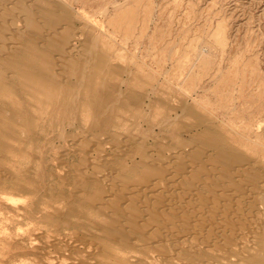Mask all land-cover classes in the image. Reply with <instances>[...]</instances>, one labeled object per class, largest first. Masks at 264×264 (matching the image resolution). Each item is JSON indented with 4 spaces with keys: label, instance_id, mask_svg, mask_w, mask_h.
<instances>
[{
    "label": "rangeland",
    "instance_id": "obj_1",
    "mask_svg": "<svg viewBox=\"0 0 264 264\" xmlns=\"http://www.w3.org/2000/svg\"><path fill=\"white\" fill-rule=\"evenodd\" d=\"M0 1L21 11L15 0ZM25 7L36 28L20 23L37 45L0 58V264H261L262 252L264 264L256 209L264 186V0H33ZM48 23L50 42L42 38ZM67 43L73 59L59 55ZM214 150L218 161L205 156ZM192 159L221 183L206 187L204 173L189 176L182 167ZM220 163L240 186L223 179ZM144 171L161 176L145 179ZM172 171L181 172L176 182ZM217 188L228 199L220 194L214 206L225 202L227 218L204 205ZM196 213L210 224L227 219L229 228H189Z\"/></svg>",
    "mask_w": 264,
    "mask_h": 264
},
{
    "label": "bare ground",
    "instance_id": "obj_2",
    "mask_svg": "<svg viewBox=\"0 0 264 264\" xmlns=\"http://www.w3.org/2000/svg\"><path fill=\"white\" fill-rule=\"evenodd\" d=\"M10 1V0H9ZM27 1V0H26ZM30 1V0H29ZM32 2H33V0H31ZM1 3H0V58L1 59H5V60H11V59H13L14 60V58H18V54H17V52H18V50H22V46H25V47H27V49H33V48H35L36 47V45H37V40H36V38L34 37V35L33 34H31V33H29L28 31H27V29L26 28H23L21 25H23L22 23H20V22H26V23H28V25L30 26V28H32V27H35V26H33V24H35V22L34 21H32V19L28 16V14L26 13L27 11L25 10L26 9V7L25 6H27L28 4H32V2L31 3H29L28 1V4L26 5L25 4V6H24V1H21V0H15L14 2H15V5L17 6V9L18 10H21L18 14H21V16H19L17 13H16V11H15V9L13 10L15 13H16V15H18V16H16V15H14L15 13L13 12V14L12 13H10L9 12V9L7 8V5H5V4H2V3H4V2H2V1H0ZM6 2V1H5ZM26 2V3H27ZM9 5V4H8ZM30 7V6H29ZM30 9H32V8H30ZM11 11V10H10ZM30 11V10H29ZM12 12V11H11ZM29 14H30V12H28ZM74 16V15H73ZM48 19V18H47ZM48 21V20H47ZM34 22V23H33ZM51 23V22H50ZM39 24V23H38ZM49 24V23H48ZM26 25V24H25ZM28 25H26V26H28ZM53 25H55V24H53ZM45 26H47L46 24H45ZM44 26V27H45ZM49 26H50V24H49ZM29 28V27H28ZM29 28V29H30ZM36 28V27H35ZM41 28H43V27H41ZM49 28V27H48ZM2 29H3V31H2ZM44 29V28H43ZM33 30H36V29H34L33 28ZM41 30V29H40ZM53 28L50 26V29H48L42 36V38L46 41V42H50V41H53V37H54V32H53ZM74 32V31H73ZM39 33H43V32H41V31H39ZM72 35H75V34H72ZM78 35V34H77ZM79 36H81L80 34H79ZM68 38V37H67ZM66 38V39H67ZM69 38H71V37H69ZM79 39L81 38V37H78ZM77 38V39H78ZM55 39V38H54ZM73 39V38H72ZM71 39V40H72ZM39 40V39H38ZM41 40V39H40ZM39 40V41H40ZM70 40V41H71ZM39 41H38V43H39ZM66 41V40H65ZM80 41V40H79ZM76 42V41H75ZM69 43V42H68ZM68 43L67 44H65V47L66 46H68L67 48H65V49H63V48H61L60 49V51H59V55H60V57L61 58H71V59H73L74 57H72V49H73V45H72V43H71V45H70V47H69V45H68ZM39 45H40V43H39ZM64 45V44H63ZM61 46V45H60ZM63 47V46H62ZM77 47V46H76ZM96 49V48H95ZM76 50V49H75ZM24 51V50H23ZM77 51V50H76ZM75 52V51H74ZM21 53H22V51H21ZM19 54H20V52H19ZM26 54V53H25ZM53 54V53H52ZM24 55V54H23ZM44 55H45V53H44ZM49 55V54H48ZM25 57H27V56H25ZM30 57H31V55H30ZM24 58V57H23ZM27 58H29V56L27 57ZM25 60H26V58H24ZM71 59H70V61H71ZM90 59V58H89ZM94 59V58H93ZM16 60V59H15ZM68 61V60H67ZM66 61V62H67ZM69 61V62H70ZM88 61V60H87ZM20 62V61H19ZM74 62V61H73ZM76 64V63H75ZM11 66V65H10ZM72 66V65H71ZM48 68V67H47ZM51 68V67H50ZM72 68V67H71ZM2 70V69H1ZM0 70V71H1ZM74 70V69H73ZM4 71V70H3ZM55 72V71H54ZM1 73H2V71H1ZM0 73V74H1ZM82 75V74H81ZM53 76V75H52ZM63 78V77H62ZM60 80V79H59ZM82 84V83H81ZM61 93V92H60ZM175 116V115H174ZM110 121V120H109ZM60 134V133H59ZM194 138V137H193ZM186 142V141H185ZM187 142H189V141H187ZM191 142V141H190ZM196 143V142H195ZM214 146V145H213ZM180 147V146H179ZM183 147H185V144H184V146ZM192 147V146H191ZM186 148V147H185ZM189 150V149H188ZM198 150H199V148H198ZM200 150H201V148H200ZM200 150H199V152H200ZM208 150V149H207ZM207 150H205V151H207ZM184 151V150H183ZM216 150H214V152L213 153H208L207 155H205L209 160H216V161H218V158H219V152L217 153V152H215ZM175 154L177 153V152H174ZM179 153V152H178ZM184 153H186V152H184ZM201 153H202V151H201ZM171 154H172V152H171ZM181 154H182V150H181ZM206 154V153H205ZM189 155V154H188ZM163 156V155H162ZM169 156H173V155H170L169 154ZM87 157V156H86ZM174 157V156H173ZM179 158H180V156H179ZM178 158V159H179ZM191 158V157H190ZM202 158H204V157H202ZM145 159V158H144ZM146 159H149V158H146ZM174 159V158H173ZM172 159V160H173ZM176 159V158H175ZM188 159V158H187ZM86 160V159H85ZM140 160H141V158H140ZM156 160V159H155ZM167 160V159H166ZM183 160V159H182ZM201 160V159H200ZM87 161V160H86ZM150 161H152L151 159H150ZM162 161V160H161ZM178 160H176L175 162H177ZM192 163H191V165L190 164H186V165H183V169H184V171L186 170L187 171V173H188V175L189 176H194L195 177V174H198L199 172V174H202V173H204L203 175H201L202 176V178H201V182L200 183H202L203 185H205L206 187H209L211 184H217V185H219L220 183H221V177L219 176V177H217V176H213V175H211V173L208 171L209 170V168H212V167H208V169H206V166H205V169L198 163V162H194V160L192 159V160H190ZM153 162V161H152ZM151 162V163H152ZM155 162V161H154ZM186 162V161H185ZM189 162V161H188ZM159 163H163V162H159ZM183 163V162H182ZM239 163V162H238ZM165 164H167V163H165ZM170 164V163H169ZM204 164V163H203ZM231 164V163H230ZM234 164V163H233ZM235 164H236V162H235ZM181 165V164H180ZM190 165V166H189ZM205 165V164H204ZM207 165H209V164H207ZM213 165V164H212ZM211 165V166H212ZM106 166V165H105ZM161 166V165H160ZM163 166V165H162ZM161 166V167H162ZM174 166H175V164H174ZM189 166V167H188ZM214 166V165H213ZM228 166V165H227ZM181 167V166H180ZM229 167L230 166H228V167H226V165L224 164V163H220L219 165H218V170H220V171H218L219 173H220V175H221V173H223L224 171H226V170H224L225 168H228L229 169ZM232 167H235V166H233L232 165ZM239 167H240V165H239ZM166 168V167H165ZM235 168H237V167H235ZM242 168V167H241ZM244 168V167H243ZM242 168V169H243ZM160 169V168H159ZM164 169V168H163ZM215 169V168H214ZM214 169H213V171H214ZM240 169V168H239ZM238 169V170H239ZM87 170H88V168H87ZM94 170V169H93ZM92 170V171H93ZM109 170V169H108ZM156 170H157V168H156ZM165 170V169H164ZM164 170H163V173H165L164 172ZM181 170V169H180ZM223 170V171H222ZM234 170V169H233ZM238 170H237V172H238ZM244 170V169H243ZM242 170V171H243ZM85 171H86V169H85ZM158 171V170H157ZM157 171H144V172H142L143 173V175L145 176V179H146V176H148V174H150L149 176L150 177H153V176H151V174H157V175H159L158 174V172ZM162 171V170H161ZM177 171V170H176ZM176 171H172V177H173V180H175V182H176V180H177V178L178 177H180L181 176V174H179V173H181V172H179V173H177ZM246 171V170H245ZM94 172V171H93ZM96 172V171H95ZM183 172V171H182ZM202 172V173H201ZM212 172V171H211ZM235 172V171H234ZM252 172V171H251ZM98 173V172H97ZM215 173V172H214ZM214 173H212V174H214ZM216 173H217V171H216ZM255 173V172H254ZM262 173V172H261ZM80 174H82V173H80ZM90 174H91V172H90ZM161 174V173H160ZM224 174V173H223ZM222 174V175H223ZM234 174V173H233ZM238 174L239 173H237V176H238ZM255 174H257V173H255ZM87 175V174H86ZM101 175V174H100ZM141 175V174H140ZM142 175V176H143ZM163 176H164V174H162ZM180 175V176H179ZM225 175V174H224ZM82 176V175H81ZM92 176H93V174H92ZM159 176H161V175H159ZM168 176V175H167ZM183 176V175H182ZM200 176V177H201ZM234 176V175H233ZM235 176H236V174H235ZM241 176V175H240ZM150 177H148V178H150ZM185 177H186V175H185ZM185 177H182V179L183 180H185L186 178ZM191 177V178H192ZM239 177V176H238ZM237 177V178H238ZM245 177H247V176H245ZM262 176H260V178H261ZM78 178H80V177H78ZM102 178H103V176H102ZM107 178V177H106ZM260 178H259V180H260ZM100 179V178H99ZM111 179V178H110ZM156 179V178H155ZM160 179H162L161 177H160ZM165 180H167L166 178H164ZM195 179H196V177H195ZM197 179H199V178H197ZM223 179L225 180H227V181H229V182H231V185H233L232 186V188H236L237 186H240V185H237L236 184V182L235 181H233V177H231V175H230V177H229V175H227V178H226V175H225V177H223ZM262 179V178H261ZM264 179V178H263ZM81 180V179H80ZM140 180V179H139ZM138 180V181H139ZM168 180H169V176H168ZM172 180V181H173ZM188 180V179H187ZM190 180V179H189ZM248 180V179H247ZM252 180V179H251ZM254 180H256V179H254ZM258 180V179H257ZM100 181V180H99ZM141 181V180H140ZM149 181H150V179H149ZM158 181V180H157ZM156 181V182H157ZM181 181V180H180ZM194 181L195 180H193L192 182L194 183ZM236 181H238V180H236ZM262 181V180H261ZM143 182V180L141 181V183ZM145 182V181H144ZM143 182V183H144ZM163 182V181H162ZM170 182H171V180H170ZM170 182H168V183H170ZM174 182V181H173ZM174 182V183H175ZM189 182V181H188ZM197 182H199L198 180H197ZM260 182V181H259ZM104 183V182H103ZM107 183V182H106ZM150 183H152V181H150ZM149 183V184H150ZM158 183H160L159 181H158ZM172 183V182H171ZM170 183V184H171ZM199 183V184H200ZM240 183H242L241 181H240ZM239 183V184H240ZM244 183V182H243ZM257 183V182H256ZM256 183L255 182H253V181H248V183L246 184V185H249L250 186V188L251 189H254V186L256 185ZM262 183H264V182H262ZM261 183V184H262ZM125 184V183H124ZM154 184H156V183H153L152 184V186L154 185ZM163 184V183H162ZM164 184H166L165 183V181H164ZM163 184V185H164ZM182 184V183H181ZM245 184V183H244ZM133 185H135V184H133ZM137 185V184H136ZM135 185V186H136ZM147 185H148V183H147ZM146 185V186H147ZM157 186H159L158 184H156ZM162 185V186H163ZM166 185H169V184H166ZM166 185H164L163 186V188L166 186ZM176 184H174V186H175ZM190 185H192V183H190ZM128 186H130V185H128ZM149 186V185H148ZM156 186V187H157ZM162 186H160V187H162ZM224 186V185H223ZM262 186V185H261ZM261 186H259L260 188L257 190V192H256V200H257V214H258V216H259V222H258V227L259 228H261V229H263L264 230V204H263V201H264V186L263 187H261ZM124 187V186H123ZM140 187V186H139ZM142 187V186H141ZM144 187V186H143ZM155 187V186H154ZM155 187V188H156ZM172 187V186H171ZM179 187V186H178ZM176 188V189H174V190H176V192L174 193L175 195H176V197L178 198V197H180V195H182L181 194V191L179 190L180 188ZM186 187V186H185ZM190 187H192V186H190ZM205 187V188H206ZM225 188H229V187H226V186H224ZM224 187L222 188L223 190H224ZM258 187V186H257ZM148 188V187H147ZM159 188V187H158ZM169 188V187H168ZM173 188V187H172ZM181 188H182V186H181ZM184 188V187H183ZM187 188V187H186ZM241 188H242V185H241ZM113 190H114V188H112ZM132 189V188H131ZM140 189V188H139ZM148 189H150V188H148ZM151 189H152V187H151ZM150 189V190H151ZM211 189V188H210ZM213 189V188H212ZM222 189H221V191L217 188L216 190L217 191H213L215 194L214 195H208V194H206L208 197L207 198H205L206 199V202H205V204L204 205H206L207 207H208V210H209V208H212V207H214L215 209H218L217 210V215H223L224 216V218H225V216H226V218H227V216L229 215V210H230V207L228 208L227 207V205H226V203L224 202V203H222V201H224L227 197H225L226 195H227V193H225V192H222ZM250 189V190H251ZM141 190H143V191H145L144 189H141ZM149 190V191H150ZM156 190V189H155ZM161 190V189H160ZM160 190H158V191H160ZM169 190V189H168ZM194 190H195V188H194ZM229 190V189H228ZM233 191H236L237 192V189H235V190H233ZM241 191H243V190H241ZM247 191H249V190H247ZM136 192V191H135ZM147 192V191H146ZM153 192H154V190H153ZM161 192V191H160ZM168 192V191H167ZM182 192H183V190H182ZM193 192V191H192ZM198 192V191H197ZM229 192V191H228ZM232 192V191H231ZM238 192L239 193H241L239 190H238ZM245 192V191H244ZM107 193V192H106ZM105 193V194H106ZM113 193V192H112ZM145 193V192H144ZM156 193V192H155ZM170 193V192H169ZM168 193V194H169ZM202 193V192H201ZM230 193V192H229ZM95 194V193H94ZM101 194H103V193H101ZM139 194H141V193H139ZM149 194V193H148ZM150 194H151V192H150ZM149 194V195H150ZM160 194H162V193H160ZM160 194H159V197H160ZM173 194V195H174ZM184 194V193H183ZM185 194H186V192H185ZM220 194H222L224 197V199H219V200H222V201H220V203L218 204V206L216 205V206H214L215 204H214V201H217V199L219 198H217V196H219ZM236 194V193H235ZM243 193H241V195H242ZM96 195V194H95ZM155 196L157 195L158 196V194L156 193V194H154ZM165 195H166V193H165ZM172 195V194H171ZM170 195V196H171ZM187 195H188V192H187ZM193 195V194H192ZM196 195V194H195ZM206 195H205V197H206ZM243 195H246V192H245V194H243ZM92 196H94V195H92ZM129 196V195H128ZM134 196V195H133ZM136 196V195H135ZM137 196H138V194H137ZM143 197V195H140V197ZM152 196V195H151ZM169 196V195H168ZM197 196V195H196ZM203 196V195H202ZM248 196V195H247ZM126 197V196H125ZM130 197V196H129ZM132 197V196H131ZM141 197V198H142ZM147 197V196H146ZM154 197V196H153ZM162 197V196H161ZM166 197V196H165ZM165 197H164V199H165ZM182 197H183V195H182ZM182 197H180V199L182 198ZM185 197H187V196H185ZM200 197V196H199ZM240 197V196H239ZM124 198V197H123ZM128 198V197H127ZM135 198V197H134ZM144 198H145V195H144ZM149 198H152V197H149ZM155 198V197H154ZM154 198H152V199H154ZM167 198V197H166ZM172 198H173V196H172ZM184 198V197H183ZM235 198V197H234ZM241 198V197H240ZM244 198V200H247V197L245 196V197H243ZM138 199V198H137ZM148 199V198H147ZM160 199H162V198H159L158 200H159V202H160ZM228 199V198H227ZM232 199V198H231ZM236 199H238V198H236ZM235 199V200H236ZM250 199H251V197H250ZM90 200V199H89ZM89 200H87V201H89ZM103 200V199H102ZM139 200V199H138ZM144 200V199H143ZM145 200H146V198H145ZM144 200V201H145ZM157 200V201H158ZM183 200V199H182ZM234 200V199H233ZM143 201V202H144ZM156 201V200H155ZM164 201V200H163ZM168 201H169V198H168ZM174 201V200H173ZM232 201V200H231ZM230 201V202H231ZM248 202H249V199L247 200ZM246 201V202H247ZM254 201V200H253ZM136 202H139V201H136ZM146 202V204H147V200L145 201ZM158 202V203H159ZM165 202H167V200L166 201H164V203ZM177 202H180V201H177ZM238 202V201H237ZM247 202V203H248ZM151 203V202H150ZM161 203V202H160ZM159 203V205L161 206V204ZM173 203V202H172ZM176 203V202H175ZM174 203V204H175ZM240 203V202H239ZM132 204V203H131ZM152 204H155V203H152ZM171 205V204H165V205H167V210H166V212L167 211H169V212H171V213H173V211H171L172 210V208L170 207V206H175V205ZM235 204V203H234ZM250 204V203H249ZM263 204V205H262ZM148 205H150V204H148ZM156 205V204H155ZM163 205V204H162ZM165 205H163V206H165ZM176 205H177V203H176ZM180 205V204H179ZM182 205V204H181ZM200 205V204H199ZM231 205V204H230ZM236 205V204H235ZM143 206V205H142ZM153 206V205H152ZM206 206H204V207H206ZM240 207H241V205H239ZM130 207V206H129ZM146 207V206H145ZM148 207V206H147ZM177 207H180V206H177ZM235 207V206H234ZM238 207V206H237ZM139 208V207H138ZM137 207H136V209H138ZM150 208V207H149ZM152 208V207H151ZM161 208V207H160ZM163 208H165V207H163ZM162 208V209H163ZM174 208H176V207H174ZM184 208V207H183ZM191 208H192V206H191ZM221 208H223V211H222V209ZM157 209H159V208H157ZM179 209V208H178ZM214 209V210H215ZM219 209H221V211L219 210ZM231 209H233V207H231ZM117 210H118V208H117ZM155 210V209H154ZM174 210V209H173ZM175 210H177V209H175ZM175 210H174V213H176V218H180V220L182 221V222H184L185 220H190V218L189 219H185L184 220V218H185V215L187 214V212L185 213V212H183V210H177V212H175ZM187 210V209H186ZM185 210V211H186ZM191 210V209H190ZM198 209H196L195 208V210L194 211H197ZM208 210L206 211V213H204V212H202L201 211V214L203 213V214H209V212H208ZM235 210V209H234ZM187 211H189V210H187ZM117 212V211H116ZM200 212V211H199ZM234 212V211H233ZM236 212V211H235ZM240 212V211H239ZM107 213V212H106ZM121 213V212H120ZM142 213H144V212H142ZM159 213V212H158ZM173 213V214H174ZM230 213H232V211L230 212ZM238 213V212H237ZM248 213V212H247ZM122 214V213H121ZM134 214H136V213H134ZM157 214V213H156ZM192 214V213H191ZM200 213L199 214H194V218L192 217V222L189 224V225H191V226H189V228L190 227H192V226H196V224H199L200 222H203V223H206V224H208L210 221H209V219L208 218H205L203 215H201ZM228 214V215H227ZM242 214V213H241ZM138 215V214H137ZM140 215V214H139ZM146 215V214H145ZM189 215H190V213H189ZM193 215V214H192ZM198 215H200V216H198ZM211 215V214H210ZM141 216V215H140ZM156 216H158V215H156ZM168 216V215H167ZM166 215H165V217H167ZM252 216V215H251ZM154 217V216H153ZM190 217V216H189ZM232 217H233V215H232ZM163 218V217H162ZM217 218V217H216ZM220 217H218L216 220H218ZM235 218H236V216H235ZM258 218V217H257ZM136 219H137V217H136ZM138 219H141V217L140 218H138ZM242 219H244V218H242ZM133 220V219H132ZM135 220V219H134ZM142 220V219H141ZM168 220V219H167ZM184 220V221H183ZM223 220V219H222ZM231 220V219H230ZM237 220V219H236ZM147 221V220H146ZM160 221V223L162 222V224H163V222L164 221H161V220H159ZM158 221V222H159ZM170 221H171V218H170ZM132 222V221H131ZM157 222V221H156ZM168 222V221H167ZM213 222V221H212ZM211 222V223H212ZM217 222V221H216ZM218 222H220V223H218ZM218 224L219 225H217L216 223H214L213 222V224L215 225L216 224V226H215V228H214V226H212L213 224H210L209 223V225H211L212 227H208L207 228V231L210 233V231H212L213 229H215V230H218L219 232L220 231H224V229L225 228H229L228 227V225H226L225 226V224L228 222V220L226 219V220H224L223 221V223H222V221H219L218 220ZM143 223H144V221H143ZM150 222H148V223H146V224H142L143 225V227L144 226H147L148 224H149ZM152 223V222H151ZM164 223H166V222H164ZM176 223V222H175ZM202 223V224H203ZM156 224H158V223H156ZM178 224V223H177ZM201 224V223H200ZM199 224V225H200ZM201 224V225H202ZM230 224H231V221H230ZM137 225V224H136ZM136 225H134L135 226V229H136ZM153 225V224H152ZM158 225H160V227H159V229L161 228V224H158ZM163 225H165V227L167 226L166 224H163ZM172 226H173V224H171ZM188 225V224H187ZM199 225H197V226H199ZM205 225V224H204ZM235 225H236V223H235ZM234 225V226H235ZM244 225V224H243ZM117 226V225H116ZM119 226V225H118ZM149 226V225H148ZM151 226V225H150ZM153 226H155V225H153ZM179 226V225H178ZM196 226V227H197ZM203 226V225H202ZM232 226H233V224H232ZM233 226V227H234ZM142 226H140V228H141ZM152 227V226H151ZM158 226H156V228H157ZM164 227V226H163ZM181 227H185V225L183 226V225H181L180 226V228ZM193 227V228H194ZM201 227V226H200ZM200 227H198V229L200 228ZM249 227V226H248ZM134 228V227H133ZM139 228V227H138ZM140 228H139V230H140ZM146 228V227H145ZM170 231H171V229L169 228V227H167ZM167 228H165V230L168 232L169 230H167ZM172 228V227H171ZM188 228V229H189ZM204 227H202V229H203ZM206 228V227H205ZM232 228V227H231ZM229 229V231L230 230H233V231H231V232H234V233H236L235 231H234V229ZM259 228H257V229H259ZM147 229V228H146ZM158 229V228H157ZM161 229H163L164 230V228H161ZM159 230V231H161V232H163L162 230ZM187 229V227H186V230H188ZM201 229V230H202ZM253 229H255V228H253ZM131 230V229H130ZM143 230V229H142ZM149 230H152L151 228L149 229ZM155 231H156V229H154ZM164 230V231H165ZM181 230H183V229H181ZM185 230V229H184ZM197 230V229H196ZM206 230V229H205ZM228 230V229H227ZM136 231V230H135ZM165 231V232H166ZM178 231V230H177ZM189 231V230H188ZM199 232H200V230H198ZM222 231V232H223ZM225 231H226V229H225ZM261 231V230H260ZM138 232V231H137ZM144 232H147L146 230H144ZM175 232V231H174ZM190 232V231H189ZM191 232H193V230L191 231ZM190 232V233H191ZM194 232H195V230H194ZM197 232V231H196ZM218 232V233H219ZM230 232V233H231ZM151 234L153 233V231L152 232H150ZM158 233V232H157ZM169 233V232H168ZM205 233H207L206 231L204 232V234ZM209 233H207L208 235H209ZM139 234H140V231H139ZM162 234V233H161ZM161 234H160V236H161ZM170 234V233H169ZM199 234H201V233H199ZM198 234V235H199ZM213 234V233H212ZM223 234H225V232L223 233ZM141 235V234H140ZM171 235L173 236L174 234H172L171 233ZM177 235V234H176ZM191 235V234H190ZM202 235V234H201ZM206 235V234H205ZM228 235H229V233L227 234V236H226V234H225V236L226 237H228ZM236 235H237V233H236ZM148 236H149V234H148ZM172 236H170V237H172ZM210 236H211V234H210ZM214 236V235H213ZM213 236H211L212 238H210V239H213ZM217 236V235H216ZM220 236V235H219ZM147 237V236H146ZM151 238L153 237V236H150ZM174 238H176L175 236H173ZM172 237V238H173ZM182 237V236H181ZM196 237H198V236H196ZM206 237V236H205ZM204 237V238H205ZM229 237H230V235H229ZM113 238V237H112ZM157 238V237H156ZM156 238H154V239H156ZM195 238V237H194ZM202 238V237H201ZM207 238V237H206ZM208 238H209V236H208ZM145 239V238H144ZM144 239H143V241H144ZM150 239V238H149ZM210 239H207V240H210ZM232 239V238H231ZM147 240L148 239H146L145 241L147 242ZM157 240V239H156ZM156 240H155V242H156ZM160 240H163V239H160ZM171 240V239H170ZM264 240V239H263ZM159 241V240H158ZM157 241V242H158ZM169 241V240H168ZM167 241V242H168ZM214 241V240H213ZM162 243H164L163 241H161ZM234 242H236V241H234ZM233 242V243H234ZM149 243V242H148ZM175 243V242H174ZM210 243V242H209ZM217 243V242H216ZM83 244V243H82ZM167 243H165V245H166ZM218 244L220 245V243L218 242ZM145 245V244H144ZM96 246V245H95ZM151 246V245H150ZM209 246V245H208ZM212 246V245H211ZM218 246V245H217ZM216 246V247H217ZM210 247V246H209ZM230 247H232V246H230ZM234 247V246H233ZM95 248V247H94ZM168 248V247H167ZM186 248V247H185ZM222 248V247H221ZM262 249V248H261ZM95 250H96V248H95ZM169 250V249H168ZM228 250V249H227ZM234 250V249H233ZM262 250H264V244H263V249ZM150 251V250H149ZM196 251V250H195ZM194 251V252H195ZM229 252V251H228ZM239 252V251H238ZM258 252V251H257ZM260 252H262V251H260ZM161 253V252H160ZM168 253V252H167ZM237 253V252H236ZM259 253V252H258ZM257 254V253H256ZM256 254H254V255H256ZM263 252L261 253V260H262V257H263ZM157 255V254H156ZM254 255H252V256H254ZM157 256H159V255H157ZM188 257V256H187ZM258 257V256H257ZM256 257V258H257ZM153 258V257H152ZM172 258V257H171ZM245 258V257H244ZM248 258H250L249 256H248ZM252 258H254V257H252ZM251 258V261L253 260ZM255 259V258H254ZM247 260V259H246ZM260 260V262H261V264H263V262ZM179 261V260H178ZM184 261V260H183ZM186 261H188V260H186ZM240 261V260H239ZM248 261V260H247ZM185 262V261H184ZM191 262V261H190ZM244 262V261H243ZM248 262H250V259H249V261ZM245 263V262H244ZM166 264V263H165ZM194 264H195V262H194ZM252 264V263H251ZM254 264H259L257 261H256V263H254Z\"/></svg>",
    "mask_w": 264,
    "mask_h": 264
}]
</instances>
